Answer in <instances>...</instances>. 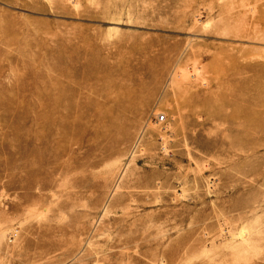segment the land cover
Segmentation results:
<instances>
[{
    "label": "rangeland",
    "instance_id": "rangeland-1",
    "mask_svg": "<svg viewBox=\"0 0 264 264\" xmlns=\"http://www.w3.org/2000/svg\"><path fill=\"white\" fill-rule=\"evenodd\" d=\"M0 264H264V0H0Z\"/></svg>",
    "mask_w": 264,
    "mask_h": 264
},
{
    "label": "built area",
    "instance_id": "built-area-1",
    "mask_svg": "<svg viewBox=\"0 0 264 264\" xmlns=\"http://www.w3.org/2000/svg\"><path fill=\"white\" fill-rule=\"evenodd\" d=\"M164 118H165L164 115L157 116V120H158L159 122L163 121Z\"/></svg>",
    "mask_w": 264,
    "mask_h": 264
},
{
    "label": "bare ground",
    "instance_id": "bare-ground-1",
    "mask_svg": "<svg viewBox=\"0 0 264 264\" xmlns=\"http://www.w3.org/2000/svg\"><path fill=\"white\" fill-rule=\"evenodd\" d=\"M157 120V119H156ZM159 121L157 120V123H158ZM162 122V121H161ZM164 123V122H163Z\"/></svg>",
    "mask_w": 264,
    "mask_h": 264
}]
</instances>
